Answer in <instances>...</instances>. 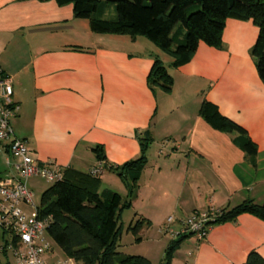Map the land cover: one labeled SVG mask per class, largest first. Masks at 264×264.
<instances>
[{
	"label": "crops",
	"instance_id": "obj_1",
	"mask_svg": "<svg viewBox=\"0 0 264 264\" xmlns=\"http://www.w3.org/2000/svg\"><path fill=\"white\" fill-rule=\"evenodd\" d=\"M258 34L250 20L227 19L222 48L200 43L189 62L174 67L145 37L93 33L88 20L74 16L72 4L0 0V66L19 106L14 134L38 165L83 173L103 168L100 192L123 198L127 189L109 168L138 158L140 138L147 136V165L131 208L121 214L119 250L126 254L128 240L160 264L173 240L165 229L179 233L193 212L264 204V82L251 56ZM155 57L173 79L170 93L148 83ZM203 101L247 132L257 146L254 164L232 135L200 117ZM96 147L105 162L96 158ZM139 218L150 225L135 237L129 227ZM58 250L51 245L45 264H79ZM252 252L264 258V221L243 213L213 225L202 240L190 234L172 262L244 264Z\"/></svg>",
	"mask_w": 264,
	"mask_h": 264
},
{
	"label": "trees",
	"instance_id": "obj_2",
	"mask_svg": "<svg viewBox=\"0 0 264 264\" xmlns=\"http://www.w3.org/2000/svg\"><path fill=\"white\" fill-rule=\"evenodd\" d=\"M55 1L59 5L72 4L74 16L88 20L93 33L147 38L173 59L174 67L189 62L200 43L222 48L227 19L250 20L259 30L251 56L264 82V0ZM110 6L114 10L113 18L106 17ZM148 83L165 93L172 91L173 79L159 58H154ZM199 115L213 129L232 135L234 143L254 164L257 146L242 127L224 117L217 106L208 101L202 102ZM150 143L147 136L140 138L138 158L109 168L123 181L128 192L126 198L113 191L100 192V177L71 168L61 170L62 178L43 192L38 217L48 221L47 237L67 259L79 264H153L144 256L127 255L119 250L123 227L121 214L131 208V199L147 165L146 150ZM94 153L98 161H106L102 147L94 148ZM220 211L215 224L234 222L243 213L264 221V204L253 201ZM144 225L150 222L139 218L130 225L129 231L137 237ZM189 235L172 237L160 264H173L174 252ZM136 241L140 242L141 238ZM244 264H264V258L252 252Z\"/></svg>",
	"mask_w": 264,
	"mask_h": 264
},
{
	"label": "built area",
	"instance_id": "obj_3",
	"mask_svg": "<svg viewBox=\"0 0 264 264\" xmlns=\"http://www.w3.org/2000/svg\"><path fill=\"white\" fill-rule=\"evenodd\" d=\"M18 111L12 79L0 66V157L6 168L0 173V255L11 256L6 264H45L44 255L51 249L46 233L48 221L38 217L39 207L29 188V180L40 178L54 183L62 178V171L38 165L27 142L15 136L12 120ZM90 174L100 177L103 168H94ZM23 207L29 208L32 215L25 213ZM220 215L221 211L216 209L196 211L185 219L179 233L169 228L165 231L173 238L193 234L202 240ZM171 221L170 217L168 222Z\"/></svg>",
	"mask_w": 264,
	"mask_h": 264
},
{
	"label": "rangeland",
	"instance_id": "obj_4",
	"mask_svg": "<svg viewBox=\"0 0 264 264\" xmlns=\"http://www.w3.org/2000/svg\"><path fill=\"white\" fill-rule=\"evenodd\" d=\"M110 9H108V14H114L113 11V7L110 6ZM0 170H2L4 168V166L2 164L3 163V159L2 157H0ZM52 183L46 182L45 180H42L40 178H36V179H32L30 186L32 188V192L34 193V201L37 207L40 206V201H41V196L43 194V192L49 188L51 186ZM25 213H27L29 216L32 215V211L27 208V207H23ZM169 219V218H168ZM168 221V220H167ZM170 223V222H168ZM166 232V231H165ZM170 235V234H169ZM48 241L50 242V244L54 247L55 251L58 250L57 246L48 238ZM125 243V247L123 248L124 253L128 254V255H135V256H142L143 254H145L142 250V247H135V245L132 247L131 245H129V241L128 240H124ZM59 251V250H58ZM0 259L4 262L7 263L11 260V256L10 255H3L0 256Z\"/></svg>",
	"mask_w": 264,
	"mask_h": 264
}]
</instances>
